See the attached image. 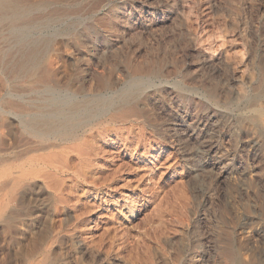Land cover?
Wrapping results in <instances>:
<instances>
[{"label":"rangeland","instance_id":"374dc122","mask_svg":"<svg viewBox=\"0 0 264 264\" xmlns=\"http://www.w3.org/2000/svg\"><path fill=\"white\" fill-rule=\"evenodd\" d=\"M42 1L18 3L17 20L37 25L29 32L43 47L39 71L56 55L58 83H112L78 99L114 102L79 130L96 135L109 165L73 150L63 163L42 151L12 157L23 207L20 243L8 237L7 252L18 247L20 264H264V0ZM6 34L3 147L19 154L28 139L38 143L22 131L18 105L57 102L65 88L41 74L32 83L24 71L35 68L16 64ZM130 86L138 111L116 116L115 91Z\"/></svg>","mask_w":264,"mask_h":264},{"label":"bare ground","instance_id":"6f19581e","mask_svg":"<svg viewBox=\"0 0 264 264\" xmlns=\"http://www.w3.org/2000/svg\"><path fill=\"white\" fill-rule=\"evenodd\" d=\"M22 0H0V21L3 20H10L9 23L0 26V58L6 56V50L3 49L2 44L3 41L6 42V39L3 37V35H7L6 33H8L9 37L12 38L13 42H14V47H11V51H13L14 54V59H18L19 61H16V64H19L21 67H23L22 69H26V67H34V69H29V71H24L26 74L25 76H27L30 81L33 83V81L36 79V77H38V75H43L47 78H49L51 81L54 82V85L59 86L60 88H65L63 89V93H64V98H62L59 101H54L56 99H53L51 97V99L45 100V104L41 105V104H19L18 105V110H20V112L22 114H24L25 116H27L28 118L26 120H22V131L30 136L33 137L35 139H37V143L38 145L35 147L30 146L31 141H28L23 145V149H22V153L19 152V154L17 153H9L7 147H5L8 143L9 140L7 142V137H5L4 134V123L6 122V111L2 110L0 111V264H20L19 259H18V247H16L14 249V252H12L11 250L9 252H7V248L6 247V242H7V238H10V241L14 242L15 244H19L20 243V234H21V228L18 224V215L19 212L22 210L23 207V201L19 195V191H18V187H17V183L19 179L11 176V173H9V164L12 165L13 160H18L17 158H19L20 156L24 157V156H29L30 152L35 151V152H47V155H43L42 159L46 162V160H49L51 163L52 162H59V163H63V162H67L69 160V151L73 150V151H77L76 153H79L80 155L84 156V158H87L89 163H93L95 164L98 163V161L100 159H102V157H104V155L106 154V148H101L95 145L94 143V134L89 133L90 135H83L84 133H80V129L84 127V125L86 124V120L88 117L92 118L101 113H105L108 109H110L114 102H109V101H98L97 99L94 100H89V101H78V99H80V97H85L89 95V93L84 95L83 91H88L91 92L92 90H96L98 91L99 89H102V87H111L112 83L107 82V83H102V84H94L89 86H75V85H71L68 82L65 83H58L59 81H57L56 78V71L54 69V64L57 59L56 55H51L49 60H48V65L46 66V69L43 71H39L38 67H40V63H39V58L41 56H44V54L42 55V49H40L41 47H39L40 42L36 39L33 38L32 35H30L29 30L31 29L30 27L32 26H28L29 24L27 23V25L18 23L17 20H20L22 18V13L24 14V12H22L20 14L19 12V4ZM42 1V0H41ZM24 2V1H23ZM43 2V1H42ZM19 3V4H18ZM32 3V2H31ZM40 4V3H39ZM42 4V3H41ZM23 5V4H22ZM27 5V4H26ZM25 5V6H26ZM35 5V4H33ZM37 5V2H36ZM39 6V5H38ZM37 6V7H38ZM42 6V5H41ZM44 6V5H43ZM27 7V6H26ZM34 7V6H33ZM26 9V8H24ZM38 9V8H37ZM36 9V11H37ZM42 10V9H41ZM40 10V11H41ZM68 10V9H67ZM25 11V10H24ZM29 11H31L30 9L28 10L27 14L29 13ZM33 11V10H32ZM39 11V10H38ZM37 13V12H36ZM35 14V13H34ZM30 15V14H29ZM26 16V15H25ZM123 16V15H122ZM41 18V16H40ZM45 18V17H44ZM50 18V17H49ZM124 18V17H123ZM51 19V18H50ZM38 20V19H37ZM45 20V19H43ZM55 20V19H54ZM57 20V19H56ZM31 21V20H30ZM33 21V20H32ZM36 21V20H35ZM34 21V22H35ZM51 21V20H49ZM37 22V21H36ZM39 22V21H38ZM47 22V21H46ZM46 22H44L43 24H45ZM54 22V21H53ZM53 22L51 24H53ZM39 24V23H38ZM47 25V23H46ZM35 26V25H34ZM33 26V27H34ZM32 27V29H33ZM37 27V25L35 26ZM40 27V26H39ZM51 27V26H50ZM43 28V27H42ZM46 30V28H45ZM38 31V29H37ZM32 32V31H31ZM42 32V31H41ZM35 33V32H34ZM46 33V32H45ZM38 34V33H37ZM50 34V33H49ZM43 35V34H42ZM39 36V35H38ZM49 36V35H48ZM50 38V37H49ZM41 40V39H40ZM45 41H43L42 39V43L46 44L44 46V48L46 46H48L47 44V40L44 39ZM122 40V39H121ZM196 40V39H195ZM10 42V41H9ZM118 42V41H117ZM195 42V41H194ZM123 43V42H122ZM205 43V42H204ZM12 44V43H11ZM52 44V43H51ZM200 44V43H199ZM218 44V43H217ZM5 45V44H4ZM53 45V44H52ZM123 45V44H122ZM211 45V44H210ZM224 46V45H223ZM51 47V46H50ZM55 47V46H54ZM118 47V46H117ZM220 47V46H219ZM43 48V47H42ZM49 48V47H47ZM61 48V47H60ZM59 48V49H60ZM215 48V47H214ZM213 48V50H214ZM50 49V48H49ZM9 50V49H8ZM53 50V49H52ZM58 50V49H57ZM232 50V49H231ZM46 51V50H45ZM56 52V50H55ZM205 52V51H204ZM233 52H236L233 51ZM215 53V52H214ZM8 54V53H7ZM13 54V53H12ZM62 54V53H60ZM211 54V53H210ZM219 55V54H218ZM232 55V54H231ZM49 56V55H47ZM122 57V55H120ZM129 56V55H128ZM210 56V55H209ZM216 56V55H215ZM228 56V55H227ZM124 57V55H123ZM232 57V56H231ZM62 58V57H61ZM219 58V57H217ZM44 59V58H43ZM117 59V58H116ZM121 59V58H120ZM125 59V58H124ZM123 59V60H124ZM129 59V57H128ZM131 59V58H130ZM119 60V59H118ZM246 60V59H245ZM7 60H5L4 62H6ZM63 61V60H61ZM216 61V60H215ZM229 61V60H228ZM234 61V60H233ZM237 61V60H236ZM47 62V61H46ZM64 62V61H63ZM247 62V61H246ZM8 63V61H7ZM59 63V62H58ZM118 63V62H117ZM243 63V62H242ZM43 64V63H42ZM46 64V63H44ZM121 64H123L121 62ZM128 64V62H127ZM12 65V64H11ZM56 65V64H55ZM106 65V64H105ZM117 65V64H116ZM125 65V64H124ZM45 66V65H44ZM43 66V68H44ZM63 66V63H62ZM123 66V65H122ZM126 66V65H125ZM130 66V65H129ZM138 66V65H137ZM145 66V65H144ZM128 67V66H127ZM148 67V66H147ZM156 67V66H155ZM8 68H9V64H8ZM7 68V69H8ZM149 68V67H148ZM147 68V69H148ZM157 68V67H156ZM238 68V67H236ZM20 69V68H19ZM42 69V68H41ZM115 69V68H113ZM112 69V70H113ZM127 69V68H126ZM146 69V66H145ZM234 69V68H233ZM243 69H245L243 67ZM242 69V70H243ZM16 70V69H15ZM18 70V69H17ZM105 70V69H104ZM129 70V69H128ZM241 70V72H242ZM139 68L135 67L133 68V72H138ZM141 71V70H140ZM245 71V70H243ZM5 72V71H4ZM13 72V71H12ZM17 72V71H14ZM20 72V71H19ZM109 72V71H108ZM118 72V71H117ZM2 73V72H1ZM123 73V72H122ZM127 73V72H126ZM19 74V73H18ZM21 74V72H20ZM19 74V75H20ZM118 78L120 79L121 74L118 72ZM116 74V76H117ZM140 74V73H139ZM152 74H157V73H152ZM244 74V72H243ZM57 75H59L57 73ZM132 75V73H131ZM134 75V74H133ZM143 75V74H142ZM147 75V74H146ZM150 75V72L149 74ZM160 75V73H159ZM247 75V74H246ZM4 76V75H3ZM6 76V75H5ZM11 76V74L9 75ZM14 76V75H13ZM23 76V75H22ZM21 76V79H22ZM62 76V75H60ZM128 76V74H127ZM130 76V75H129ZM19 77V76H18ZM17 77V78H18ZM124 77V76H123ZM138 77V76H137ZM141 77V76H140ZM151 77V76H150ZM5 78V77H4ZM125 78V77H124ZM242 78V76H241ZM13 79V78H12ZM20 79V78H19ZM20 79V80H21ZM64 79V78H63ZM132 79V78H131ZM149 79V78H148ZM16 80V79H15ZM18 80V79H17ZM23 80V79H22ZM27 80V79H26ZM37 80V79H36ZM67 80V79H66ZM70 80V79H69ZM41 81V79H40ZM122 81V80H121ZM125 81V80H124ZM146 81V80H145ZM26 82V81H25ZM24 82V83H25ZM118 82V81H117ZM126 82V81H125ZM21 83V82H20ZM23 83V82H22ZM28 83V82H27ZM41 83V82H40ZM42 83H46V82H42ZM121 83V82H120ZM135 83V81H134ZM11 84V83H10ZM17 84V83H16ZM8 85V84H7ZM52 85V84H51ZM129 85V84H128ZM114 86V85H113ZM119 86V85H118ZM11 87V86H10ZM14 87V86H13ZM32 87V86H31ZM36 87V86H35ZM49 87V86H48ZM22 88V86H21ZM33 88V87H32ZM42 88V87H41ZM53 88V86H52ZM58 88V87H57ZM115 87H113L114 89ZM10 89V88H9ZM18 89V88H17ZM104 89V88H103ZM109 89V88H108ZM123 89V90H122ZM132 87H127V88H120L118 90L115 91V93H117V95L119 94V99L122 102V105L118 108H114L115 110L113 112H116V116H122L127 114V112H133L137 110L136 105L134 104V102L132 101L133 99H131V95H132ZM134 90V89H133ZM132 90V91H133ZM5 91V90H4ZM62 91V90H61ZM20 92V91H19ZM26 92V91H25ZM44 92V91H43ZM59 92V90H58ZM80 92V93H79ZM23 93V92H22ZM57 93V92H56ZM81 93H83V95L81 96ZM7 94V93H6ZM12 94V93H11ZM15 94V93H14ZM35 94V93H34ZM51 94V93H50ZM62 94V93H61ZM93 94V93H92ZM95 94V93H94ZM136 94V93H133ZM16 95V94H15ZM23 95V94H22ZM98 95V94H97ZM25 96V95H24ZM45 96V94H44ZM52 96V94H51ZM62 96V95H61ZM93 97H95L94 95H92ZM136 96V95H135ZM14 97V96H13ZM47 97V96H46ZM91 97V96H90ZM92 97V98H93ZM106 97V96H105ZM24 98V97H23ZM36 98V97H35ZM136 98V97H135ZM25 99V98H24ZM27 99V98H26ZM32 99V98H29ZM37 99V98H36ZM44 99V98H43ZM42 99V100H43ZM8 100V99H7ZM117 100V99H116ZM136 100V99H135ZM35 101V100H34ZM55 102V104L53 103ZM120 102V103H121ZM37 103V102H36ZM44 103V102H43ZM116 104V103H115ZM1 106V104H0ZM138 111V110H137ZM10 112V111H9ZM12 112V111H11ZM19 112V113H20ZM109 112V110H108ZM107 112V113H108ZM16 113V111L14 112ZM136 113V112H135ZM139 114V113H138ZM137 114V115H138ZM9 115V114H8ZM103 115V114H102ZM105 115V114H104ZM110 115V112H109ZM113 115V116H115ZM130 115V114H129ZM17 116V115H16ZM21 116V115H20ZM100 116V115H99ZM18 117V116H17ZM103 117V116H102ZM127 117V116H126ZM135 117V116H134ZM89 118V119H90ZM104 118V117H103ZM108 118V117H107ZM13 119V117H12ZM105 119V118H104ZM112 120L114 118H111ZM118 119V118H117ZM128 120L130 118H127ZM100 120V119H99ZM116 120V119H115ZM9 121V120H8ZM13 121V120H12ZM21 121V120H20ZM114 121V120H113ZM122 121V120H121ZM126 121V120H125ZM17 122V120H16ZM88 122V121H87ZM90 122V121H89ZM88 122V124H89ZM100 122V121H99ZM98 122V123H99ZM104 122V121H103ZM115 122V121H114ZM124 122V121H123ZM18 123V122H17ZM106 123V122H105ZM112 123V122H111ZM127 123V122H126ZM9 124V123H8ZM13 124H15L13 122ZM96 124V123H95ZM109 124V123H108ZM117 124V122H116ZM125 124V123H124ZM20 125V124H19ZM99 125V124H98ZM115 125V124H114ZM113 125V126H114ZM123 125V124H122ZM89 126V125H88ZM93 126V125H92ZM102 126V125H101ZM104 126V125H103ZM118 126V124H117ZM11 127V126H10ZM96 128V127H95ZM7 129V128H6ZM20 129V128H19ZM84 129V128H83ZM91 129V128H90ZM97 129V128H96ZM100 129V128H99ZM8 130V129H7ZM19 131V130H18ZM105 131V130H103ZM89 132V131H88ZM94 132V131H93ZM92 132V133H93ZM120 132V131H119ZM95 133V132H94ZM127 133V132H126ZM87 134V133H85ZM107 135V134H106ZM130 135V134H129ZM13 136V135H12ZM11 136V137H12ZM103 136V135H102ZM119 136V135H118ZM117 136V137H118ZM20 137V135L18 136ZM23 137V134H22ZM101 137V136H100ZM107 137V136H106ZM105 137V138H106ZM109 137V136H108ZM116 137V138H117ZM120 137V136H119ZM118 137V138H119ZM21 138V137H20ZM19 138V139H20ZM17 139V138H16ZM18 139V140H19ZM25 139V138H24ZM22 139V140H24ZM123 139V138H122ZM21 140V139H20ZM31 140V139H30ZM98 140V139H97ZM107 140V139H106ZM125 140V139H123ZM144 140V139H143ZM14 141V140H13ZM99 141V140H98ZM115 141V140H114ZM16 142V141H15ZM22 142V141H20ZM97 142V141H96ZM105 142V141H104ZM24 143V142H23ZM32 143V142H31ZM36 143V142H35ZM99 143V142H98ZM101 143V142H100ZM13 144V143H12ZM19 144V141H18ZM3 145H5L3 147ZM10 145V144H9ZM106 145V144H105ZM125 145V144H123ZM13 146V145H12ZM60 146H62L60 148V151H57L56 148H59ZM11 147V145H10ZM22 147V146H21ZM103 147V146H102ZM17 148V147H16ZM15 148V149H16ZM54 149H56V151H54ZM52 150V151H50ZM74 153V152H73ZM45 154V153H43ZM34 156V154H33ZM79 156V155H78ZM13 157V160H12ZM31 157V156H30ZM38 157V156H37ZM108 159V156H106ZM21 158V157H20ZM28 159V158H27ZM32 159V158H31ZM39 159V160H42ZM34 160V159H33ZM36 160V159H35ZM34 160V161H35ZM42 160V161H43ZM103 161H106L105 158L102 159ZM19 161V160H18ZM38 161V160H37ZM20 162V161H19ZM36 162V161H35ZM41 162V161H40ZM48 162V161H47ZM21 163V162H20ZM23 163V162H22ZM80 163V162H79ZM78 163V164H79ZM28 164V163H27ZM26 164V165H27ZM39 164V161H38ZM69 164V163H68ZM85 164V163H84ZM106 164V165H105ZM221 164V163H220ZM14 165V164H13ZM25 165V163H24ZM23 165V166H24ZM32 165V164H31ZM46 165V164H45ZM57 165V164H56ZM103 165L108 166L109 164L106 162L103 163ZM34 166V165H33ZM39 166V165H38ZM80 166V165H79ZM220 166V165H219ZM43 167V166H42ZM46 167V166H45ZM53 167V166H51ZM56 167V166H55ZM36 168V167H35ZM38 168V167H37ZM17 169V168H16ZM39 169V168H38ZM47 169V168H46ZM49 169V168H48ZM64 169V168H63ZM62 169V170H63ZM81 169V168H80ZM79 169V170H80ZM95 169V168H94ZM100 169V167H99ZM31 170V169H30ZM29 170V171H30ZM41 170V168L39 169ZM38 170V171H39ZM45 170V169H44ZM54 170V169H53ZM24 171V169H23ZM35 171H37L35 169ZM42 171V170H41ZM39 171V172H41ZM49 171V170H48ZM51 171V169H50ZM49 171V172H50ZM31 172V171H30ZM47 172V171H45ZM81 172V171H80ZM88 172V171H87ZM22 173V172H20ZM27 173V172H26ZM25 173V175H26ZM35 173V172H34ZM92 173V171H91ZM98 173V172H97ZM30 174V173H29ZM33 174V172H32ZM38 174V173H37ZM53 174V173H52ZM85 174V173H84ZM16 175V174H15ZM22 175V174H21ZM36 175V173H35ZM56 175V174H55ZM88 175V174H87ZM18 176V173H17ZM29 176V175H28ZM27 176V177H28ZM32 176V175H31ZM86 176V175H85ZM64 177V176H63ZM78 177V176H77ZM22 178V177H21ZM59 178V177H58ZM87 178V177H86ZM25 180V179H24ZM31 180V179H30ZM34 180H36L34 178ZM59 180V179H58ZM22 181V179H21ZM61 181V180H60ZM38 182V181H37ZM41 182V181H40ZM43 182V181H42ZM55 182V180H54ZM62 182V181H61ZM26 183V182H25ZM63 183V182H62ZM37 184V183H36ZM19 185V184H18ZM21 185V183H20ZM19 185V186H20ZM26 186V185H24ZM28 186V185H27ZM37 186V185H35ZM45 186V185H44ZM42 187V186H41ZM36 188V187H35ZM48 188V187H47ZM55 188V187H54ZM53 189V188H52ZM29 190V189H28ZM37 190V189H36ZM27 192V191H26ZM35 192V191H34ZM45 192V191H44ZM56 192V191H55ZM37 194V192H36ZM61 195V194H60ZM38 196V195H37ZM34 197V196H33ZM23 198V197H22ZM33 199V198H32ZM26 200V199H25ZM27 201V200H26ZM25 201V202H26ZM29 201V200H28ZM27 201V203H28ZM33 202V201H32ZM33 204V203H32ZM31 204V205H32ZM37 204V203H36ZM28 205V204H27ZM67 208V207H66ZM59 209V208H58ZM36 210V209H35ZM60 212V211H59ZM35 213V212H34ZM61 214V213H60ZM22 215V214H21ZM51 216V215H50ZM67 216V215H66ZM59 218V217H58ZM28 219V218H27ZM35 219V218H34ZM50 219V218H49ZM24 220V219H23ZM64 220V219H63ZM49 221V220H48ZM59 222V221H58ZM57 223V222H56ZM55 223V224H56ZM28 224V223H27ZM66 224V223H65ZM32 227V225H31ZM47 227V225H46ZM54 227V226H53ZM57 227V226H56ZM29 228V227H28ZM58 228V227H57ZM64 230V228H63ZM72 230V229H71ZM47 231V230H46ZM51 231V230H50ZM24 232V231H23ZM30 232V231H29ZM45 233V232H44ZM76 233V232H75ZM74 233V234H75ZM52 234V233H51ZM61 234V233H60ZM86 234V233H85ZM84 234V236H85ZM90 234V233H89ZM37 235V234H36ZM45 235V234H42ZM66 235V234H65ZM78 235V234H77ZM82 235V234H81ZM83 236V235H82ZM80 237V236H79ZM90 237V236H89ZM49 238V237H48ZM53 238V237H52ZM69 238V237H68ZM76 238V237H75ZM43 239V237H42ZM41 239V240H42ZM32 240V239H31ZM51 240V239H50ZM91 241V239H90ZM40 242V240H39ZM47 242V241H46ZM49 242V241H48ZM42 243V242H41ZM90 243V242H89ZM82 244V243H81ZM118 244V243H117ZM83 245V244H82ZM90 245V244H89ZM115 245V244H114ZM131 245V244H130ZM82 247V246H81ZM115 247V246H114ZM113 247V248H114ZM118 247V246H117ZM120 247V246H119ZM126 247V246H125ZM59 248V247H58ZM103 248V247H102ZM79 249V247H78ZM89 249V248H88ZM115 249V248H114ZM122 249V248H121ZM76 250V249H75ZM84 250V249H83ZM82 250V251H83ZM104 250V248H103ZM129 250V249H128ZM49 251V250H48ZM101 251V250H100ZM59 252V251H58ZM57 252V253H58ZM86 252V250L84 251ZM114 252V251H113ZM131 252V251H130ZM90 253V252H89ZM99 253V252H98ZM128 253V252H127ZM47 254V253H46ZM50 254V253H49ZM80 254V253H79ZM87 254V253H86ZM102 254V253H101ZM62 255V254H61ZM76 255V254H75ZM90 255V254H89ZM103 255V254H102ZM108 255V254H107ZM123 255V254H122ZM50 256V255H49ZM100 256V255H99ZM113 256V255H112ZM115 256V255H114ZM235 256V255H234ZM25 257V256H24ZM57 257V256H55ZM76 257V256H75ZM83 257V256H82ZM93 257V256H92ZM102 257V256H100ZM124 257V256H123ZM130 257V256H129ZM45 258L47 259V257L45 256ZM99 258V257H98ZM110 258V257H109ZM114 258V257H113ZM116 258V257H115ZM120 258V256H119ZM126 258V257H124ZM97 259V258H96ZM236 259V258H234ZM238 259V258H237ZM100 260V259H99ZM122 260V259H121ZM240 260V259H239ZM50 261V259H49ZM101 261V260H100ZM134 261V260H133ZM235 261V260H234ZM51 262V261H50ZM103 262V261H102ZM101 262V263H102ZM122 262V261H121ZM239 262V261H238ZM241 262V261H240ZM27 263V262H26ZM46 263V262H45ZM96 263V262H95ZM120 263V261H119ZM125 263V262H124ZM243 263V262H242ZM32 264V263H31ZM43 264V263H42ZM50 264V263H49ZM93 264V263H92ZM104 264V263H103ZM107 264V263H106ZM123 264V263H122ZM239 264V263H238Z\"/></svg>","mask_w":264,"mask_h":264}]
</instances>
